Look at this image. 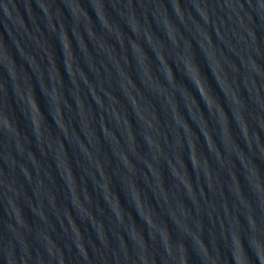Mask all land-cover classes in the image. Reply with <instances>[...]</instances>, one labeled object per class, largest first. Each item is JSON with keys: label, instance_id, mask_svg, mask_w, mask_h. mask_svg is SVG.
<instances>
[{"label": "water", "instance_id": "obj_1", "mask_svg": "<svg viewBox=\"0 0 264 264\" xmlns=\"http://www.w3.org/2000/svg\"><path fill=\"white\" fill-rule=\"evenodd\" d=\"M0 264H264V0H0Z\"/></svg>", "mask_w": 264, "mask_h": 264}]
</instances>
